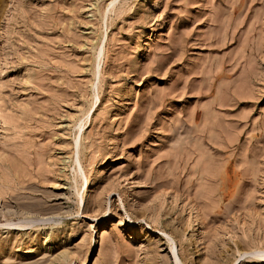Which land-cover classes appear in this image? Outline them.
Wrapping results in <instances>:
<instances>
[{
    "label": "rangeland",
    "instance_id": "1",
    "mask_svg": "<svg viewBox=\"0 0 264 264\" xmlns=\"http://www.w3.org/2000/svg\"><path fill=\"white\" fill-rule=\"evenodd\" d=\"M0 264H264V0H0Z\"/></svg>",
    "mask_w": 264,
    "mask_h": 264
}]
</instances>
